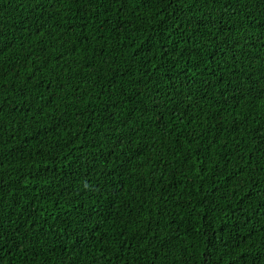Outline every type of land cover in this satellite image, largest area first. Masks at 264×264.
<instances>
[{
	"label": "trees",
	"instance_id": "trees-1",
	"mask_svg": "<svg viewBox=\"0 0 264 264\" xmlns=\"http://www.w3.org/2000/svg\"><path fill=\"white\" fill-rule=\"evenodd\" d=\"M0 264H264V0H0Z\"/></svg>",
	"mask_w": 264,
	"mask_h": 264
},
{
	"label": "snow or ice",
	"instance_id": "snow-or-ice-1",
	"mask_svg": "<svg viewBox=\"0 0 264 264\" xmlns=\"http://www.w3.org/2000/svg\"><path fill=\"white\" fill-rule=\"evenodd\" d=\"M257 79H259V77H257Z\"/></svg>",
	"mask_w": 264,
	"mask_h": 264
}]
</instances>
